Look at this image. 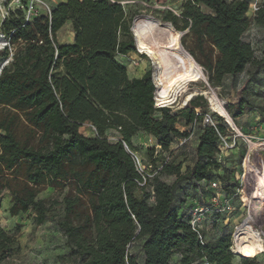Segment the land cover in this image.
I'll list each match as a JSON object with an SVG mask.
<instances>
[{"label":"trees","instance_id":"trees-1","mask_svg":"<svg viewBox=\"0 0 264 264\" xmlns=\"http://www.w3.org/2000/svg\"><path fill=\"white\" fill-rule=\"evenodd\" d=\"M124 1L65 0L50 14L27 21L17 11L1 23L10 47L0 53V200L10 196L12 217L34 212L38 225L55 222L76 264H174L175 257L178 264H234L230 237L206 241L202 229L191 225L194 209L185 220L176 207L181 190L188 198L212 182L229 127L223 117L204 123L208 105L202 96L176 113L155 106L152 71L129 78L117 58L136 53L131 27L139 13L128 12ZM249 9L248 0H187L182 25L174 15L163 21L190 30L205 57L208 82L220 87L226 76L238 77L248 66L256 74L264 68V59L243 41L251 25L264 28V4L251 18ZM68 23L74 41L59 43L57 34ZM248 107L243 95L227 98L234 119ZM181 120L201 125L197 160L184 172L171 149L188 137L177 127ZM87 123L92 136L80 133ZM112 131L114 141L107 135ZM140 131L160 147L156 157L150 151L143 173L133 143ZM229 177L224 170L213 180L225 197L233 193ZM46 188L58 195L38 199ZM140 240L142 263L130 251ZM19 251V241L0 228V263ZM241 264L258 263L244 258Z\"/></svg>","mask_w":264,"mask_h":264},{"label":"rangeland","instance_id":"rangeland-1","mask_svg":"<svg viewBox=\"0 0 264 264\" xmlns=\"http://www.w3.org/2000/svg\"><path fill=\"white\" fill-rule=\"evenodd\" d=\"M63 1L65 0H39L35 5L36 17L47 15L49 10ZM186 1L126 0L122 5L128 12L137 10L139 13L137 17L144 15L159 19L163 23H166L163 21L164 17L177 16L179 25H182V11ZM248 1L250 2L248 16L251 18L255 13L253 7L264 4V0ZM0 4L4 14H7L6 17L12 12L24 11L26 8L23 0H0ZM202 10L208 12L205 8ZM2 22L3 18L0 15V27ZM175 29L179 33V45L181 44L186 51L182 50L188 58L190 67L201 76L197 80L184 81L175 85L167 95L171 98L168 105L172 108V113L178 110L185 111L186 104L192 97L202 96L208 105L205 119L209 118L215 123L218 117L224 118L229 132L221 139L218 155L220 168L213 172L212 181L224 175V170H228L230 175L228 183L233 187V193L229 194V197H225L223 193H220L219 197L210 185L211 181L203 182L201 189L199 191L193 189L188 198H185L181 190L176 199V207L185 220H188L191 209L201 213L199 226L206 241L213 242L221 237H230L232 253L235 256L234 264H241L244 258H255L258 264H264V190L260 192L258 190L259 183L262 184L264 181V68L258 70L259 73L256 74L255 69L248 66L240 76H226L220 87H213L204 72L202 63L205 57L200 53L195 37L189 29L186 31ZM131 30L136 53L119 56L117 60L127 68L130 79L139 78L146 72L152 71L157 90L160 85L158 75L161 73L159 56L141 48L134 35L133 24ZM1 34L0 30V53L4 51V40ZM57 40L62 44L74 41L71 23L58 32ZM243 41L252 46L258 59H264V28L251 25L244 34ZM13 52L14 49L13 51L10 49L9 59ZM238 95L247 97L251 107L246 109L243 116L234 119L226 110V101L228 97ZM155 100V106L162 104V98L158 97L156 92ZM219 108H223L228 113L233 125L219 114ZM177 127L188 135L186 139H177L171 148L177 162L182 163L184 172L197 160L196 147L201 134V125L196 123L187 126L181 120ZM80 133L92 136L90 124H85L80 129ZM107 135L111 141L118 137L114 131L108 132ZM133 143L138 150L136 156L141 163V171L145 172L147 171L145 164L151 160L150 151H155L154 157L160 152L158 142L154 137L140 131L134 137ZM166 155L168 156L169 153ZM161 179L168 183L175 180L174 177L168 176H162ZM55 195H58L56 190L46 188L38 199L45 201ZM9 204L10 196L5 194L0 200V228L19 241L20 251L0 264H76L72 252L65 245L64 235L55 222L48 220L45 224L38 225L34 212L12 217L8 212ZM142 244V240L137 241L130 249L141 263L143 261ZM178 262L179 258L175 257L173 263L178 264Z\"/></svg>","mask_w":264,"mask_h":264},{"label":"bare ground","instance_id":"bare-ground-1","mask_svg":"<svg viewBox=\"0 0 264 264\" xmlns=\"http://www.w3.org/2000/svg\"><path fill=\"white\" fill-rule=\"evenodd\" d=\"M0 8L2 15L4 14L2 6ZM133 31L141 48L159 56L161 73L158 75L160 85L156 90L158 97L163 98L169 95L171 89L180 82L197 80L201 76L190 67L188 58L179 45V33L173 25L143 15L135 19ZM219 114L233 125L231 118L223 108H219ZM258 190L259 192L264 190V181L262 184L259 183Z\"/></svg>","mask_w":264,"mask_h":264},{"label":"built area","instance_id":"built-area-1","mask_svg":"<svg viewBox=\"0 0 264 264\" xmlns=\"http://www.w3.org/2000/svg\"><path fill=\"white\" fill-rule=\"evenodd\" d=\"M38 2H39V0H27V6H26V8L24 10L25 17H26L27 21H29V20H31V19L36 17L37 12H36V9H35V5ZM0 6H1V4H0ZM253 8H254V12H256L257 9H258V7H256V6H254ZM50 13H51V10H49L48 14H50ZM1 16H2V18L4 20L6 18V16H7V14L6 15L2 14ZM1 38L4 40L3 49H5L6 47H10L9 42L6 40L4 35L1 34ZM9 60H11V59H9ZM9 60H7L5 63H8ZM162 106H163V104H160L158 107H162ZM204 121H205L204 122L205 124H212L213 125V122L209 118L204 119ZM135 157H136L138 168H139L140 172L143 173L144 171H141V163H140L138 157L137 156H135ZM210 185L216 191L217 195L220 197V195H221L220 193H222V187H221L220 182L212 181L210 183ZM200 217H201V213L198 210L197 211H193L192 219H191V225H192V227L194 229H201L200 226H199Z\"/></svg>","mask_w":264,"mask_h":264},{"label":"water","instance_id":"water-1","mask_svg":"<svg viewBox=\"0 0 264 264\" xmlns=\"http://www.w3.org/2000/svg\"><path fill=\"white\" fill-rule=\"evenodd\" d=\"M0 15H1V8H0Z\"/></svg>","mask_w":264,"mask_h":264},{"label":"crops","instance_id":"crops-1","mask_svg":"<svg viewBox=\"0 0 264 264\" xmlns=\"http://www.w3.org/2000/svg\"><path fill=\"white\" fill-rule=\"evenodd\" d=\"M134 79H136V78H134Z\"/></svg>","mask_w":264,"mask_h":264}]
</instances>
